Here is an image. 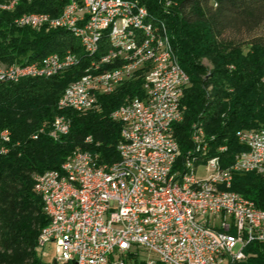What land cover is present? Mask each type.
Returning <instances> with one entry per match:
<instances>
[{"label": "built area", "instance_id": "2783aa9c", "mask_svg": "<svg viewBox=\"0 0 264 264\" xmlns=\"http://www.w3.org/2000/svg\"><path fill=\"white\" fill-rule=\"evenodd\" d=\"M125 1H133V7L150 14L139 0H73L70 13L57 23L47 18L14 19L19 27L73 28L84 34L88 44L82 47L91 57L86 67L97 66L99 60L142 39V59L130 72L115 74L95 88L77 86L74 89H81L82 97L77 101L61 99L60 108H99V96L116 92L118 80L126 83L135 80L138 72H147L142 95L112 112L121 124H129V133H120L116 161L100 164L92 153L80 150L60 169L39 173L35 190L48 192L45 212L49 217L39 235V250L53 244L59 264H127V255H138L139 249L155 256L144 257L147 264H239L247 259L251 242L264 243V209L246 197H237V191L216 197V185L233 183L236 173L264 175V128L238 132L244 149L230 165L222 166L219 155L204 158L191 177L179 179L185 166L171 169L168 159L173 158L178 143L174 126L177 117L183 116L181 99L190 77L165 54L158 61H148V53L163 51L160 47L147 49V42L158 41L157 25L139 21L132 10H126ZM108 12H115L113 24H105ZM106 33H117V41L102 45ZM141 62H148V70H141ZM79 63L80 57L70 56V51L52 53L39 61L22 62L16 72L33 66H41L42 73L60 72ZM51 129L56 130L57 138L70 131L71 121L57 115ZM195 135L202 134L195 128L193 140ZM3 136L8 139L7 133ZM124 149H133V156H124ZM206 152L204 139L190 155ZM128 158H136V165H128ZM116 163H125L124 174H117ZM201 167L204 177L198 175ZM65 172L74 173L77 186L65 185ZM179 181L188 183L189 194L180 193ZM47 183H55V190L46 191ZM205 192H214V200H206Z\"/></svg>", "mask_w": 264, "mask_h": 264}, {"label": "trees", "instance_id": "16d2710c", "mask_svg": "<svg viewBox=\"0 0 264 264\" xmlns=\"http://www.w3.org/2000/svg\"><path fill=\"white\" fill-rule=\"evenodd\" d=\"M8 1L0 0V5ZM139 1L155 23L166 26L172 50L190 77L181 99L184 117L174 126L178 163L188 152L196 153L192 136L198 125L207 144L202 156L219 155L222 166L230 165L244 149L238 132L264 128V0ZM67 2L19 0L13 10L0 7L2 63L21 65L67 51L80 57L78 65L50 77L0 81V264L44 263L38 239L49 217L35 190V175L60 169L77 150L89 151L100 164L116 161L123 124L112 112L142 95L139 77L100 95L99 108H60L65 90L84 74L91 57L69 30H34L17 26L14 19L25 13L57 17ZM202 58L214 64L208 76ZM59 114L70 119L71 129L55 138L51 124ZM231 190L264 209V175L236 173ZM247 253L239 264H264V243L251 242ZM131 261L138 262V255L128 254L127 264Z\"/></svg>", "mask_w": 264, "mask_h": 264}, {"label": "bare ground", "instance_id": "6f19581e", "mask_svg": "<svg viewBox=\"0 0 264 264\" xmlns=\"http://www.w3.org/2000/svg\"><path fill=\"white\" fill-rule=\"evenodd\" d=\"M19 0H9L7 3L0 5L1 8L5 10H13L18 4ZM73 7V0H68V3L60 16L54 17L51 14L47 13H25L16 19L19 18V22H27L28 18H47V21L50 23H57L58 20H64V18L70 13ZM126 10H132V14L136 16L139 21L146 22L147 24L157 25V38L158 41L147 42V49H157L158 47L162 48L163 51H151L148 53V61H158L159 58H171L172 65H177L179 71H186L178 63L177 58L174 54V51L171 47V42L168 37V32L166 26L162 24L155 23L153 17L149 14L146 15L142 7H133V1H125ZM115 19V12H108L105 15V24H113ZM69 30L75 38H77L82 46H87L88 37L84 34H79L76 29L73 28H61ZM114 43L117 41V33H106L102 38V45L104 42ZM70 56H77L76 54L70 51ZM143 49H142V39H135L131 46L126 50H120L115 53V55H109L105 60H99L97 66H88L85 68L84 74L76 81H74L64 92L61 99L67 98L68 101H77L78 98L82 97L81 89H74L77 86L87 84V88H95L99 83H108L109 79L115 74L117 75H126L130 72V67H135L139 64V61L142 59ZM18 64H13L9 66H3L0 64V81L10 80V81H19L24 78H36V77H50L60 72L67 70L68 68L63 69L60 72H41V66H33L28 70L16 72ZM109 67V68H107ZM141 70H148V62H141ZM141 78L142 82H145L147 79V72H138L135 74V79ZM125 83V80H118V87L122 86ZM60 99V100H61ZM60 102V101H59ZM129 101L128 103H131ZM69 108L70 107H62ZM113 118L116 120V113L112 114ZM184 116L177 117V123L182 121ZM196 124V123H195ZM199 131L202 135H195L194 143L198 147V143H204L205 131L202 127L194 126V131ZM52 135L56 137V130L52 129ZM121 133H129V124H123ZM67 134V133H66ZM193 139V136H192ZM193 143V144H194ZM194 145V147H195ZM226 149V147H225ZM80 150L75 151L74 153H79ZM180 147L176 143L173 151V158L168 159V166L171 169H178L185 166V170L179 171V179H186L191 177L196 171V168L199 163H204L203 156L190 155L192 152H188V155L183 158V160L178 163ZM194 152V151H193ZM124 156H133V149H124ZM189 158L187 159V157ZM128 165H136V158H128ZM117 174H124L125 163H116ZM39 180V174L35 175V186H37ZM63 181L67 186H77V179L72 172L63 173ZM231 184H221L216 185V197H223L225 195H233L234 191L231 190ZM180 193L189 194V186L186 181H179ZM55 190V183H47L46 191ZM42 200L44 201V207L48 200V192L40 193ZM237 197H244L240 193H237ZM206 200H214V192H205ZM251 201V200H249ZM253 202V201H251ZM44 232V228L42 230Z\"/></svg>", "mask_w": 264, "mask_h": 264}, {"label": "rangeland", "instance_id": "374dc122", "mask_svg": "<svg viewBox=\"0 0 264 264\" xmlns=\"http://www.w3.org/2000/svg\"><path fill=\"white\" fill-rule=\"evenodd\" d=\"M68 3V2H67ZM169 4H170V2H169ZM168 36H169V33H168ZM169 39H170V37H169ZM80 42V41H79ZM170 42H171V40H170ZM81 44V43H80ZM172 45V44H171ZM249 47L250 46H244V51L245 52H247L248 50H249ZM173 48V47H172ZM177 58V57H176ZM177 61H178V59H177ZM178 63H179V61H178ZM200 63L205 67V69H206V75L205 76H208V75H210V73L213 71V69H214V64L209 60V59H207V58H202L201 60H200ZM0 64H2L3 66H9V65H7V63H2V61L0 62ZM14 64V63H13ZM12 64V65H13ZM11 65V64H10ZM229 68L230 69H233L234 68V66L233 65H229ZM202 77H204V75H201ZM24 79H27V78H24ZM21 80H23V79H21ZM21 80H19V81H21ZM131 81H134V80H131ZM16 82H18V81H16ZM128 82H130V81H128ZM128 82H126V83H128ZM125 83V84H126ZM141 86H142V84H141ZM141 90H142V88H141ZM209 91H211L212 90V87H210L209 89H208ZM136 96H140V95H136ZM136 96H134V97H136ZM134 97H132V98H134ZM132 98L130 99V101L132 100ZM60 115V114H59ZM56 117V116H55ZM54 120V119H53ZM253 129H255V128H253ZM256 129H260V128H256ZM246 130H251V129H246ZM249 173V172H248ZM198 175L200 176V177H204V176H206V174H205V172H204V170H203V167H201L200 168V170L198 171ZM41 253V255H42V259H43V261H44V263H46V264H52L53 263V261L55 260V258H56V255H57V251H56V248H55V246L53 245V244H47L46 246H45V248H44V250H43V252L42 251H40ZM140 256H142V257H140ZM144 257H148V258H150V259H154L155 258V256L153 255V254H150V253H148L146 250H143V249H139V254H138V262H133V261H131L132 262V264H147V262L144 260ZM156 264H160V263H156Z\"/></svg>", "mask_w": 264, "mask_h": 264}, {"label": "water", "instance_id": "95a60500", "mask_svg": "<svg viewBox=\"0 0 264 264\" xmlns=\"http://www.w3.org/2000/svg\"><path fill=\"white\" fill-rule=\"evenodd\" d=\"M43 264H46V263H43ZM53 264H57V261H56V260H54V261H53Z\"/></svg>", "mask_w": 264, "mask_h": 264}, {"label": "flooded vegetation", "instance_id": "af4514ba", "mask_svg": "<svg viewBox=\"0 0 264 264\" xmlns=\"http://www.w3.org/2000/svg\"><path fill=\"white\" fill-rule=\"evenodd\" d=\"M57 264H59V263L57 262Z\"/></svg>", "mask_w": 264, "mask_h": 264}]
</instances>
